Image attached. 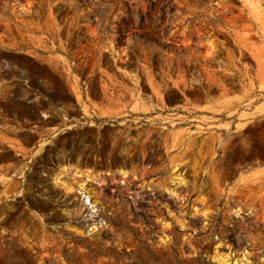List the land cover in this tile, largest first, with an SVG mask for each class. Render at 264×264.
<instances>
[{
	"label": "rangeland",
	"instance_id": "rangeland-1",
	"mask_svg": "<svg viewBox=\"0 0 264 264\" xmlns=\"http://www.w3.org/2000/svg\"><path fill=\"white\" fill-rule=\"evenodd\" d=\"M0 264H264V0H0Z\"/></svg>",
	"mask_w": 264,
	"mask_h": 264
},
{
	"label": "trees",
	"instance_id": "trees-1",
	"mask_svg": "<svg viewBox=\"0 0 264 264\" xmlns=\"http://www.w3.org/2000/svg\"><path fill=\"white\" fill-rule=\"evenodd\" d=\"M39 76L38 73H36V76ZM52 79H54L53 82V87L51 89V93H49V95H45V97L49 100H56L58 102H60L64 107L66 113L68 114V116L70 115L69 109L70 108H74L77 109V105L75 100L72 97H69L67 94V91L63 88V86L59 83V81H57V79L54 77H52ZM30 87V86H29ZM29 120L31 122H33L35 120V117H37V114H35V111H31L29 112ZM69 118V117H68Z\"/></svg>",
	"mask_w": 264,
	"mask_h": 264
}]
</instances>
